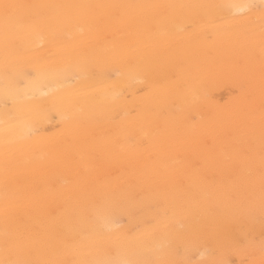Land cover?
Masks as SVG:
<instances>
[{"label": "bare ground", "instance_id": "obj_1", "mask_svg": "<svg viewBox=\"0 0 264 264\" xmlns=\"http://www.w3.org/2000/svg\"><path fill=\"white\" fill-rule=\"evenodd\" d=\"M4 3L0 262L261 264L260 0Z\"/></svg>", "mask_w": 264, "mask_h": 264}, {"label": "snow or ice", "instance_id": "obj_2", "mask_svg": "<svg viewBox=\"0 0 264 264\" xmlns=\"http://www.w3.org/2000/svg\"><path fill=\"white\" fill-rule=\"evenodd\" d=\"M38 7L35 5H22V4H11V3H4L0 5V10H2V20L5 29V37L7 38L8 35V27L10 23L16 18L19 12L25 8H34ZM46 7H76L81 9H92L95 7H103L97 5H51ZM122 7H129V8H141V7H149V6H141V5H129V6H122ZM181 7H198V6H181ZM231 7L237 8L238 10H247L249 12L255 11L257 9V5L255 4H244V5H231ZM259 11L261 13V23L264 24V0H260ZM135 20L136 18H130ZM260 63H261V89L262 94H264V29H262L260 33ZM261 137L264 140V111H262V121H261ZM261 216L264 218V152H262L261 156ZM264 251V248H262ZM3 264V262H0ZM8 264H60L57 261H50V260H40V259H29L26 257L17 258L8 262ZM129 264H150L148 261L143 262H129ZM261 264H264V260L261 261Z\"/></svg>", "mask_w": 264, "mask_h": 264}]
</instances>
